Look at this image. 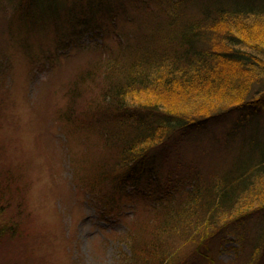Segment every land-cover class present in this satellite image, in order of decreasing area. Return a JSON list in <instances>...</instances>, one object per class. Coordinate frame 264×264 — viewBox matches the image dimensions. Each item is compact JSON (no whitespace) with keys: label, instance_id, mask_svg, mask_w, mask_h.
<instances>
[{"label":"trees","instance_id":"trees-1","mask_svg":"<svg viewBox=\"0 0 264 264\" xmlns=\"http://www.w3.org/2000/svg\"><path fill=\"white\" fill-rule=\"evenodd\" d=\"M35 1L18 0L10 16L0 0L2 53L11 38L16 41L15 35L20 36L16 31L23 26L15 29L16 16L29 24ZM50 1L54 5L59 0ZM193 1L127 0L115 7V0H87L96 3L87 15L90 19L105 17L104 8L112 2L107 14L116 20L112 33L84 13L76 23L50 24L53 48L39 50L47 61L58 54L74 60L77 52L90 53L85 67L71 70L72 65L62 71L60 77L68 80L64 102L52 110L63 124L57 127L66 137L73 136L70 146L69 141L64 143L70 161L92 145L89 158L96 170L71 169L69 179L76 189L97 195L108 211L126 198L132 204L133 216L124 220L127 229L118 234L129 248L119 254L120 264H200L204 258L215 263L208 242L235 231L246 244L251 219L260 245L247 264L264 260V120L258 126L242 118L229 130L218 125L233 112L259 115L264 107V36L258 33L264 31V2ZM64 15L70 18L71 13ZM82 20L85 29L78 30ZM73 28L78 30L76 41L71 39ZM18 41L29 52L22 39ZM2 65L0 61V79L6 76ZM230 91L232 102L214 104V98L221 100L223 92ZM115 119L120 120L108 124ZM214 124L211 150L225 153L223 163L204 178L188 166V176L172 169L175 179L168 176L166 181L173 190L151 191L149 177L147 182L142 178L153 160L161 154L167 158L164 153L171 142L197 137L198 131H208ZM9 169L18 182L8 177L0 182V213L9 212L1 214L0 241L32 236L29 193L34 178L22 163ZM154 175L150 177L155 179Z\"/></svg>","mask_w":264,"mask_h":264},{"label":"rangeland","instance_id":"rangeland-1","mask_svg":"<svg viewBox=\"0 0 264 264\" xmlns=\"http://www.w3.org/2000/svg\"><path fill=\"white\" fill-rule=\"evenodd\" d=\"M2 1L6 3V11L11 16L15 3L19 4L18 0ZM115 1V7L127 2ZM195 1L199 3L197 0L193 2ZM238 1L253 2L256 5L264 2ZM111 3L108 2L104 8L105 17L95 16L91 19L100 20L103 28L112 33V23L116 20L107 17L109 9L114 7ZM95 5L96 3L89 4L87 0H59L54 5L50 0H36L30 6L33 9L29 24L21 22L20 15L15 18V29L17 24L23 26L20 31H16L20 35H15L17 42L11 38L3 53L0 51V61L4 63L2 66L6 74L4 79H0V109L3 111V116L0 112V182L5 183L7 177L13 182L16 176L9 167H17L20 163L28 168L34 178L29 193L33 221V227L30 228L29 224V229L32 236L14 235L6 241H0V264H70L71 261L77 264H120L119 254L129 251L128 246L118 238V234L127 229L124 220L133 216L132 204L126 198L116 207L113 204V210L108 211L109 206L98 201L97 195L92 197L89 192L81 193L76 189L69 179L71 169L74 171L76 166H84L88 172L96 170L89 158L92 145H88L84 154L80 150L70 161L69 155L65 153L64 143L69 141L70 146L73 136L66 137L61 127H57L63 124L56 120L52 110L55 105L57 107L63 104V90L68 85V80L60 77V74L66 69H71L72 65L71 70L78 66L85 67L88 60L86 57L90 56V53H70L75 55L74 60H65L64 55L58 54L50 57L49 61L45 60L43 53H39L40 49L53 48L50 24L64 21L68 24L76 23L85 16L91 20L87 15ZM64 13H71L70 18ZM94 13L97 14L98 9ZM35 22L37 27L34 26ZM80 23L76 28L85 29L83 20ZM77 29L72 34L73 41L77 40ZM259 32L264 36V31ZM18 39H22V44L29 48V52L18 46ZM86 42L88 44V41ZM54 81L57 86L52 93L51 87L56 85ZM231 94L234 93L223 92L221 100L219 98L216 101L214 98V104L224 103L230 99L228 95ZM191 106L193 105H187ZM263 111L264 107L257 112L259 115L249 110L233 112L218 125L225 127L223 129H234L236 120L243 118L246 122L250 119L259 126L264 120ZM119 120L109 121L108 124L118 123ZM64 130L66 131V128ZM216 131L214 124L208 131H198L201 135L197 137L190 136L182 142H171L164 153L167 158L161 154L154 159L142 181L147 182L149 177L151 191L159 187L162 192L173 190V186L166 181L168 176L175 179L170 171L176 169L177 174L188 176L187 166L189 169L195 168L197 174L204 178L209 170L219 167L226 158L225 153L211 150L214 146L213 134ZM224 143L223 141L221 146L224 147ZM177 161L180 162L181 168H177ZM152 172L155 173V179L150 177ZM127 191L129 192V189ZM2 213L9 212L1 211L0 218ZM122 213L124 216L121 220ZM248 226L250 232H246V244L243 236L237 237L235 231H226L213 237L211 241L208 240L207 250L212 252L216 262L212 263L204 258L200 264H247L251 253L260 245L259 232L256 233L252 219L248 221ZM260 264H264V260Z\"/></svg>","mask_w":264,"mask_h":264}]
</instances>
